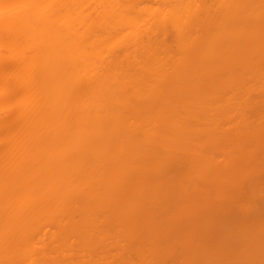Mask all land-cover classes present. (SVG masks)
Listing matches in <instances>:
<instances>
[{"label": "bare ground", "instance_id": "obj_1", "mask_svg": "<svg viewBox=\"0 0 264 264\" xmlns=\"http://www.w3.org/2000/svg\"><path fill=\"white\" fill-rule=\"evenodd\" d=\"M262 148L264 0H0V264H264Z\"/></svg>", "mask_w": 264, "mask_h": 264}, {"label": "rangeland", "instance_id": "obj_2", "mask_svg": "<svg viewBox=\"0 0 264 264\" xmlns=\"http://www.w3.org/2000/svg\"><path fill=\"white\" fill-rule=\"evenodd\" d=\"M262 152H264V148L261 149ZM263 178L261 176H255L253 178L247 179L243 182L242 187H248L249 185H253L258 180H262Z\"/></svg>", "mask_w": 264, "mask_h": 264}]
</instances>
